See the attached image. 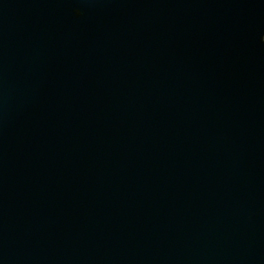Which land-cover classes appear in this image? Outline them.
I'll use <instances>...</instances> for the list:
<instances>
[{
  "label": "water",
  "instance_id": "obj_1",
  "mask_svg": "<svg viewBox=\"0 0 264 264\" xmlns=\"http://www.w3.org/2000/svg\"><path fill=\"white\" fill-rule=\"evenodd\" d=\"M0 264H264V0H0Z\"/></svg>",
  "mask_w": 264,
  "mask_h": 264
},
{
  "label": "snow or ice",
  "instance_id": "obj_2",
  "mask_svg": "<svg viewBox=\"0 0 264 264\" xmlns=\"http://www.w3.org/2000/svg\"><path fill=\"white\" fill-rule=\"evenodd\" d=\"M77 15H79V12L77 11Z\"/></svg>",
  "mask_w": 264,
  "mask_h": 264
}]
</instances>
